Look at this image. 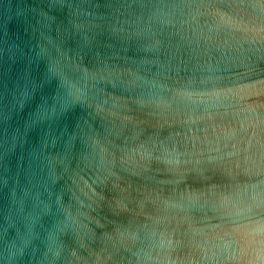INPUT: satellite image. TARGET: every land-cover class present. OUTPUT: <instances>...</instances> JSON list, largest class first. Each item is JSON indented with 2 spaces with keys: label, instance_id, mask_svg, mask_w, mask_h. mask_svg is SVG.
<instances>
[{
  "label": "water",
  "instance_id": "95a60500",
  "mask_svg": "<svg viewBox=\"0 0 264 264\" xmlns=\"http://www.w3.org/2000/svg\"><path fill=\"white\" fill-rule=\"evenodd\" d=\"M0 264H264V0H0Z\"/></svg>",
  "mask_w": 264,
  "mask_h": 264
},
{
  "label": "clouds",
  "instance_id": "9594fccd",
  "mask_svg": "<svg viewBox=\"0 0 264 264\" xmlns=\"http://www.w3.org/2000/svg\"><path fill=\"white\" fill-rule=\"evenodd\" d=\"M71 102V101H69ZM96 156L99 159V171L103 173L104 171H107L112 165H114L117 161L114 157L109 158L104 155V149L98 148ZM85 196H88L89 199L92 198V196H95L96 194L93 192L91 195L89 193H82ZM77 201L83 206L84 202L79 199V197H76ZM59 205V200H57L54 204L48 205L43 210L44 214H50L54 217L55 223L53 225L54 230L59 231H66L69 229H73L74 226L78 222V217L74 216L70 213H66V211L62 208V206ZM26 242V241H22Z\"/></svg>",
  "mask_w": 264,
  "mask_h": 264
}]
</instances>
